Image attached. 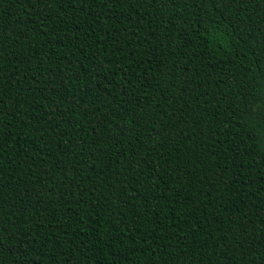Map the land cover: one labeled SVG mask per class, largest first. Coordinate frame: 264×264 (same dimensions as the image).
Wrapping results in <instances>:
<instances>
[{
  "label": "trees",
  "instance_id": "obj_1",
  "mask_svg": "<svg viewBox=\"0 0 264 264\" xmlns=\"http://www.w3.org/2000/svg\"><path fill=\"white\" fill-rule=\"evenodd\" d=\"M0 264H264V0H0Z\"/></svg>",
  "mask_w": 264,
  "mask_h": 264
},
{
  "label": "snow or ice",
  "instance_id": "obj_2",
  "mask_svg": "<svg viewBox=\"0 0 264 264\" xmlns=\"http://www.w3.org/2000/svg\"><path fill=\"white\" fill-rule=\"evenodd\" d=\"M226 6H228V5H226Z\"/></svg>",
  "mask_w": 264,
  "mask_h": 264
}]
</instances>
